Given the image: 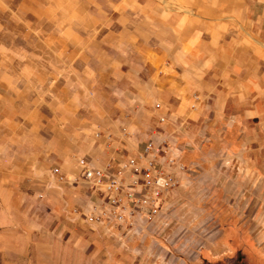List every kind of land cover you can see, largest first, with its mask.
I'll list each match as a JSON object with an SVG mask.
<instances>
[{
	"label": "crops",
	"instance_id": "0c3cea01",
	"mask_svg": "<svg viewBox=\"0 0 264 264\" xmlns=\"http://www.w3.org/2000/svg\"><path fill=\"white\" fill-rule=\"evenodd\" d=\"M147 3L49 109L3 104L0 264H189L264 214V0Z\"/></svg>",
	"mask_w": 264,
	"mask_h": 264
},
{
	"label": "rangeland",
	"instance_id": "374dc122",
	"mask_svg": "<svg viewBox=\"0 0 264 264\" xmlns=\"http://www.w3.org/2000/svg\"><path fill=\"white\" fill-rule=\"evenodd\" d=\"M140 1L144 8H151L148 0ZM140 1L0 0V113L10 99L38 97L49 109L45 101L54 93L65 92L68 80L80 79L82 63L91 60L94 37L109 29H123L138 14L146 13ZM253 186L256 190L257 182L251 189ZM258 199L255 196L251 204L258 206ZM217 200L224 210L216 213L212 209L205 214L209 227L215 230L221 217L227 220L232 216L226 206L229 203ZM235 212L238 229L221 230L223 235L220 232L218 238L213 235L216 239H209L199 259L189 264H264V214L258 217L250 213L242 227L243 217ZM227 236H231L229 241ZM245 253L249 261L244 259Z\"/></svg>",
	"mask_w": 264,
	"mask_h": 264
},
{
	"label": "built area",
	"instance_id": "2783aa9c",
	"mask_svg": "<svg viewBox=\"0 0 264 264\" xmlns=\"http://www.w3.org/2000/svg\"><path fill=\"white\" fill-rule=\"evenodd\" d=\"M82 175L87 179H90L94 184H98L102 181V178H104L105 173L102 169L97 168L91 165L90 163H85L83 164ZM160 178H161L160 176L155 178V182L159 185H164L165 184L164 182H162V184L159 183ZM157 191L158 190H156V192Z\"/></svg>",
	"mask_w": 264,
	"mask_h": 264
}]
</instances>
